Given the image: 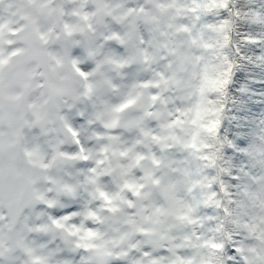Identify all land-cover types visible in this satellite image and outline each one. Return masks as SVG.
Returning <instances> with one entry per match:
<instances>
[{
    "label": "snow or ice",
    "instance_id": "obj_1",
    "mask_svg": "<svg viewBox=\"0 0 264 264\" xmlns=\"http://www.w3.org/2000/svg\"><path fill=\"white\" fill-rule=\"evenodd\" d=\"M0 264H264V0H0Z\"/></svg>",
    "mask_w": 264,
    "mask_h": 264
}]
</instances>
